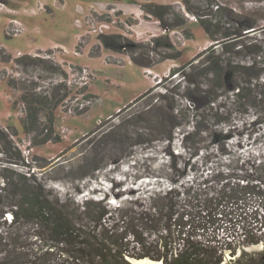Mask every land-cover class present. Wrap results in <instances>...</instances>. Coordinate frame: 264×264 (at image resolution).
Wrapping results in <instances>:
<instances>
[{
    "label": "trees",
    "instance_id": "trees-1",
    "mask_svg": "<svg viewBox=\"0 0 264 264\" xmlns=\"http://www.w3.org/2000/svg\"><path fill=\"white\" fill-rule=\"evenodd\" d=\"M181 1L184 10L149 0L144 11L164 30L183 29L188 39L194 35L193 18L211 44L121 109L119 115L149 100L111 133L133 150L130 155L138 147L162 149L166 164L160 176L149 178L167 186L151 196L150 207L112 209L104 204L107 195L72 207L34 173L3 176L0 217L10 212L11 225L35 227L47 245H64L79 264H132L128 257L164 264H242L247 254L225 263L226 253L235 256L240 248L264 242V26L219 0ZM102 40L146 69L182 56L169 34L145 42L115 34ZM65 79L47 89L37 82L23 99V128L34 147L61 139L57 112L72 100L62 94ZM15 135L0 124L1 149L16 150L18 163L23 158ZM102 168L87 160L79 179L94 178ZM257 256L256 264H264V250Z\"/></svg>",
    "mask_w": 264,
    "mask_h": 264
},
{
    "label": "rangeland",
    "instance_id": "rangeland-1",
    "mask_svg": "<svg viewBox=\"0 0 264 264\" xmlns=\"http://www.w3.org/2000/svg\"><path fill=\"white\" fill-rule=\"evenodd\" d=\"M153 1L173 3L184 10L181 0ZM219 1L264 26V0ZM148 2L0 0V124L16 132L13 140L23 158L14 163L16 150L7 154L0 145V193L5 185L3 176L11 175L10 171L31 172L49 186L54 197L69 200L72 207L82 206L87 198L102 200L107 195L104 204L112 209L122 205L128 211L150 207L151 196L166 188L165 180L158 183L149 178L152 173L160 176L166 164L162 149L145 151L138 147L130 155L133 150L113 139L111 133H118L124 120L140 114L149 100L145 98L119 115L121 109L211 42L193 18L189 28L194 35L190 39L183 29L164 30L156 18L145 13ZM112 34L136 42L169 34L182 56L146 69L125 53L104 45L102 36ZM65 77L66 91L62 94L72 100L57 112L55 125L61 139L34 147L23 128L27 109L23 99L35 91V83H40L39 89H47ZM176 147L181 150L179 143ZM87 160H95L103 168L92 171L94 178L80 180L87 170H81V165ZM8 214L0 217V264H79L69 259L64 245H47L35 227L11 225ZM117 214L111 213L113 217ZM153 239L151 236L150 242ZM263 250L264 242L240 248L235 256L228 251L224 262L237 261L247 254L242 264H256Z\"/></svg>",
    "mask_w": 264,
    "mask_h": 264
},
{
    "label": "water",
    "instance_id": "water-1",
    "mask_svg": "<svg viewBox=\"0 0 264 264\" xmlns=\"http://www.w3.org/2000/svg\"><path fill=\"white\" fill-rule=\"evenodd\" d=\"M128 260H129L132 264H142L141 261H144V260L155 261V260H152L151 258H141V259H136V258H130V257H128ZM157 262H161L162 264H164L163 261H157Z\"/></svg>",
    "mask_w": 264,
    "mask_h": 264
},
{
    "label": "bare ground",
    "instance_id": "bare-ground-1",
    "mask_svg": "<svg viewBox=\"0 0 264 264\" xmlns=\"http://www.w3.org/2000/svg\"><path fill=\"white\" fill-rule=\"evenodd\" d=\"M142 264H162L161 262H157V261H151V260H144L141 261Z\"/></svg>",
    "mask_w": 264,
    "mask_h": 264
},
{
    "label": "built area",
    "instance_id": "built-area-1",
    "mask_svg": "<svg viewBox=\"0 0 264 264\" xmlns=\"http://www.w3.org/2000/svg\"><path fill=\"white\" fill-rule=\"evenodd\" d=\"M9 215V220L12 221V214H8Z\"/></svg>",
    "mask_w": 264,
    "mask_h": 264
}]
</instances>
